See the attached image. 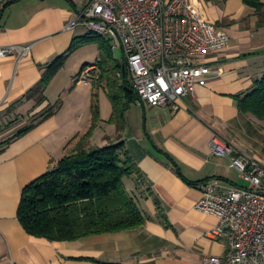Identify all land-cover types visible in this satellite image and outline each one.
Instances as JSON below:
<instances>
[{"label": "crops", "instance_id": "crops-1", "mask_svg": "<svg viewBox=\"0 0 264 264\" xmlns=\"http://www.w3.org/2000/svg\"><path fill=\"white\" fill-rule=\"evenodd\" d=\"M86 3L6 0L0 9V48L31 46L25 57L0 58V114L31 102L43 105V113L54 106L48 97L53 87L61 94L70 90L63 108L28 134L13 140L24 126L9 138L0 135V264H203L207 257L224 258L229 237L208 238L218 219L197 211L195 205L203 195L200 184L206 180H218L225 190L246 186L238 183L241 175L232 167L230 157L213 154V137L220 136L237 151L264 162V121L242 114L235 100L264 76V11L260 15L243 0H194L208 21L224 28L231 37L230 47L211 58L223 70L222 75H212L207 86L197 87L193 95L180 102L177 111L132 101L125 126L109 124L105 119L88 140H83L93 123L94 95L101 96L102 104L110 106L113 113L107 99L111 88L102 78L103 72L96 85L77 82L79 67L96 57L103 59L100 49L77 64L70 80H61L76 55L68 54L73 42L89 34L81 26L68 29L78 22ZM104 41L112 51L110 41ZM67 54L66 67L52 80L45 102L39 105L30 98L31 91L42 81L45 68ZM117 77L121 79V74ZM139 107L144 110L143 119ZM74 111L77 114L72 119L68 113L74 115ZM118 140L126 142L141 170L142 199L135 194L145 224L71 242L30 236L18 218L24 189L56 168L80 144L103 147Z\"/></svg>", "mask_w": 264, "mask_h": 264}, {"label": "built area", "instance_id": "built-area-1", "mask_svg": "<svg viewBox=\"0 0 264 264\" xmlns=\"http://www.w3.org/2000/svg\"><path fill=\"white\" fill-rule=\"evenodd\" d=\"M5 4L0 0V9ZM77 26L113 42L112 51L122 48L132 88L144 106L175 111L197 87L207 86L212 75H222L210 58L231 44L229 33L208 21L194 0H87L78 22L68 29ZM30 51L29 45L5 46L0 58H21ZM101 63L99 58L84 66L77 82L96 85ZM211 148L214 155L231 158L247 185L226 190L218 180L200 185L203 195L196 210L218 219L207 237H229L226 256L207 257L203 264H264V162L220 136L213 137Z\"/></svg>", "mask_w": 264, "mask_h": 264}, {"label": "trees", "instance_id": "trees-1", "mask_svg": "<svg viewBox=\"0 0 264 264\" xmlns=\"http://www.w3.org/2000/svg\"><path fill=\"white\" fill-rule=\"evenodd\" d=\"M243 1L262 15V0ZM104 40L93 34L77 38L68 54L86 44H98L103 57L102 78L106 79L111 88V124L125 126L129 105L138 98L132 88L127 63L115 62L108 42ZM68 54L59 56L50 63L45 68L42 81L31 91L30 98L39 105L45 102V91L64 68ZM117 74H121V79ZM97 96H93L91 106L92 127L83 140L92 136L100 121ZM235 100L242 114L264 121V76L255 81L250 91L237 95ZM60 107L59 102L57 106L44 110L38 122L22 129L13 140L31 132L39 123L56 114ZM125 179H135L138 186L144 183L138 163L125 141L118 140L107 146L91 148L80 144L60 160L56 168L24 189L18 209L19 221L30 236L51 242L79 241L92 236L141 228L146 218L136 198L127 190ZM207 181L210 180L201 184ZM165 223L168 225L166 220Z\"/></svg>", "mask_w": 264, "mask_h": 264}, {"label": "rangeland", "instance_id": "rangeland-1", "mask_svg": "<svg viewBox=\"0 0 264 264\" xmlns=\"http://www.w3.org/2000/svg\"><path fill=\"white\" fill-rule=\"evenodd\" d=\"M110 43H111V46H114L113 42L110 41ZM96 51H99L98 44L92 43V44H86L82 46L81 48L77 49L75 52H73V54L76 53V55L70 60L69 66H67L66 68L67 70H65V72L62 73L61 80H64V82L70 80L69 78L72 77V75L75 74L76 72L77 64L82 63V61H84L85 59L92 58L94 54H96ZM113 54H114L115 59L119 61L120 63H123L125 61V55H124L122 48L114 50ZM214 56L216 55H213L212 57L210 55L204 56V57H201V60L204 61V60L209 59L210 57L213 58ZM96 60H97V57H96ZM86 65L87 64H84L81 67H79L80 72L83 69V67ZM101 72H103L102 63H101ZM69 91L63 92V94H61L62 92L61 90H59V88L57 89V87H53V92L52 94L48 95V97L49 99L51 98L53 99L51 101L53 102L54 106H57V102L59 101L61 103V107L59 109H62L63 105H65L67 101ZM56 93H60L61 96H59L58 94L56 96ZM100 97L101 96H97L96 98L99 103V107H100V121L98 122V124L103 123L105 119H106L105 121H108V123L111 124V119L113 118V113H111V107L105 106V104H102L104 100L102 99V102H101ZM107 99L110 100V98H107ZM136 106L137 105H135L134 107ZM42 108H43V105L37 106L34 104V102H31L30 105L13 106L7 111L1 113L0 114V135H3L5 138H9L13 136L21 128H23L24 126H28L31 123L36 122V120L39 119ZM70 108H72V106L68 107L67 110H69ZM101 108L104 109V111H102ZM139 108L140 109L138 110V113L142 112V119H143L144 110L142 107H139ZM68 114L72 117V119H74L77 112H75L74 115L73 113H68ZM91 115H92V109H91ZM92 119H93V115H92ZM116 125H119V124H116ZM237 180L239 184L247 185L246 182L242 178L238 177ZM125 185L129 193L132 196H134L136 198L137 203H139L138 201L139 199L137 197H140L142 199V194L144 193V191H142L140 194V190H142L140 185L139 186L137 185V182L135 179H125ZM135 192L137 193V197H136Z\"/></svg>", "mask_w": 264, "mask_h": 264}]
</instances>
